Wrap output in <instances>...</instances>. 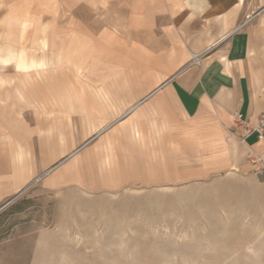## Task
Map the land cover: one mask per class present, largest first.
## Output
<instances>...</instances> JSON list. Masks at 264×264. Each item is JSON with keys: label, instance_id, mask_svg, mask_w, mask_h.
<instances>
[{"label": "crops", "instance_id": "0c3cea01", "mask_svg": "<svg viewBox=\"0 0 264 264\" xmlns=\"http://www.w3.org/2000/svg\"><path fill=\"white\" fill-rule=\"evenodd\" d=\"M238 113L264 114V0H0V204L264 177Z\"/></svg>", "mask_w": 264, "mask_h": 264}, {"label": "rangeland", "instance_id": "374dc122", "mask_svg": "<svg viewBox=\"0 0 264 264\" xmlns=\"http://www.w3.org/2000/svg\"><path fill=\"white\" fill-rule=\"evenodd\" d=\"M0 238L29 247L30 264H264V177L112 195L36 184L0 204Z\"/></svg>", "mask_w": 264, "mask_h": 264}, {"label": "built area", "instance_id": "2783aa9c", "mask_svg": "<svg viewBox=\"0 0 264 264\" xmlns=\"http://www.w3.org/2000/svg\"><path fill=\"white\" fill-rule=\"evenodd\" d=\"M201 59V54L192 53L189 64L199 65ZM235 124L243 129L244 133L242 135V140L250 134H255L257 140L264 143V114H261L257 123L255 125H250L249 122L244 119L241 114H236ZM264 152L262 153H248V159L252 165L257 167L259 171H262V162H263Z\"/></svg>", "mask_w": 264, "mask_h": 264}]
</instances>
